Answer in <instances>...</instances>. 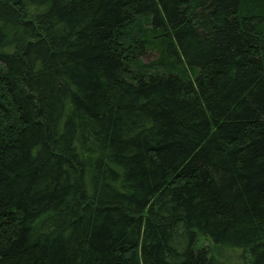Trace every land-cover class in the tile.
<instances>
[{"label":"trees","instance_id":"16d2710c","mask_svg":"<svg viewBox=\"0 0 264 264\" xmlns=\"http://www.w3.org/2000/svg\"><path fill=\"white\" fill-rule=\"evenodd\" d=\"M231 252L264 264V0H0V264Z\"/></svg>","mask_w":264,"mask_h":264},{"label":"rangeland","instance_id":"374dc122","mask_svg":"<svg viewBox=\"0 0 264 264\" xmlns=\"http://www.w3.org/2000/svg\"><path fill=\"white\" fill-rule=\"evenodd\" d=\"M160 54L153 49H147L145 53L139 57L140 62L147 66L153 64L155 61L159 59ZM199 247H212V242L207 237H202L198 243ZM227 257L230 258L231 264H238L239 263V254L240 252H231L226 253Z\"/></svg>","mask_w":264,"mask_h":264}]
</instances>
